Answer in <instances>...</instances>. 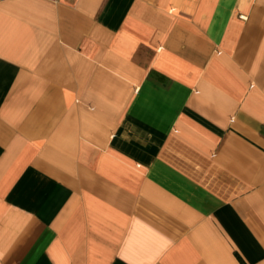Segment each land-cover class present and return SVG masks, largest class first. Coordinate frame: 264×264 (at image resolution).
<instances>
[{"label":"crops","instance_id":"obj_1","mask_svg":"<svg viewBox=\"0 0 264 264\" xmlns=\"http://www.w3.org/2000/svg\"><path fill=\"white\" fill-rule=\"evenodd\" d=\"M0 264H264V0H0Z\"/></svg>","mask_w":264,"mask_h":264}]
</instances>
